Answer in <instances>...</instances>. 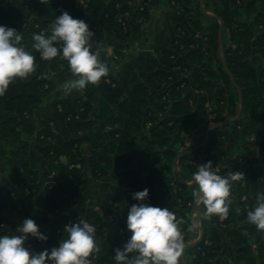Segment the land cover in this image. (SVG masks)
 Listing matches in <instances>:
<instances>
[{
    "label": "trees",
    "instance_id": "obj_1",
    "mask_svg": "<svg viewBox=\"0 0 264 264\" xmlns=\"http://www.w3.org/2000/svg\"><path fill=\"white\" fill-rule=\"evenodd\" d=\"M161 2L172 9L174 36L138 71L128 60L130 42L149 40L151 8ZM202 5L212 15L200 0H0V24L21 31L36 57L35 72L0 96V235L18 234L31 217L58 246L64 226L84 218L96 225L100 246L92 264H115L114 249L131 235L132 194L148 188V203L183 220L181 264H264V230L247 219L264 192V0ZM64 11L88 23L110 69L98 84L71 93L61 87L68 62L43 60L32 48L33 34ZM45 104L48 111L37 114ZM227 118L204 145L181 154L201 143L184 147L197 122L205 136ZM209 160L222 176H245L233 184L225 219L204 217L194 200L192 175ZM88 190L87 207L62 218ZM192 213L200 227L188 231ZM26 243L47 248L31 236Z\"/></svg>",
    "mask_w": 264,
    "mask_h": 264
},
{
    "label": "clouds",
    "instance_id": "obj_2",
    "mask_svg": "<svg viewBox=\"0 0 264 264\" xmlns=\"http://www.w3.org/2000/svg\"><path fill=\"white\" fill-rule=\"evenodd\" d=\"M92 31L88 23L64 11L57 15L49 30L34 33L32 48L41 59L61 58L68 62L73 78L62 83L65 93L83 90L89 84H98L109 73L108 63L101 58L100 48H94ZM21 31L0 24V96L5 95L16 79H26L36 70V57L22 45ZM211 160L200 163L192 175L197 185L193 191L197 206L203 204L202 215L225 219L229 215L233 184L245 179L244 173L233 171L228 176L219 174ZM137 203L127 212L126 227L131 233L122 247L114 249L115 264H181L185 249L182 219L168 207L148 203L149 189L132 194ZM247 219L258 230H264V192L257 194L254 206L248 210ZM200 227V220L193 219L188 231ZM96 225L84 218L64 226L58 246L42 251L27 246L29 236L47 241L48 236L31 218H25L15 235H0V264H92L90 256L99 253L95 237Z\"/></svg>",
    "mask_w": 264,
    "mask_h": 264
},
{
    "label": "crops",
    "instance_id": "obj_3",
    "mask_svg": "<svg viewBox=\"0 0 264 264\" xmlns=\"http://www.w3.org/2000/svg\"><path fill=\"white\" fill-rule=\"evenodd\" d=\"M170 8L168 7H163V9L158 10V12L152 14L153 15V23L151 27V37L146 43H140L135 45V50L130 51L128 55V60L135 66L136 70L138 71H143L145 68V57L151 53H153L155 50H163L166 49L168 42L173 38L174 36V25L170 21ZM132 43L130 42V45L132 46ZM108 53H111V50L109 49ZM68 74H72L71 71L69 70L65 74V81L68 80L66 79ZM73 78V77H72ZM71 79V78H69ZM44 108V113L48 111V106L45 104ZM43 113V114H44ZM37 114H40L37 112ZM42 115V114H40ZM203 120L197 122L196 125L191 127L189 131H194L192 136H196L200 129L199 127L202 125L201 123ZM190 134L189 132L187 133ZM94 184V183H93ZM96 186V184H95ZM95 188V187H94Z\"/></svg>",
    "mask_w": 264,
    "mask_h": 264
},
{
    "label": "rangeland",
    "instance_id": "obj_4",
    "mask_svg": "<svg viewBox=\"0 0 264 264\" xmlns=\"http://www.w3.org/2000/svg\"><path fill=\"white\" fill-rule=\"evenodd\" d=\"M162 1H164V0H162ZM163 7H167V6H165V5H163V3L161 2V4L160 5H157V6H153L152 8H151V23H153V15L152 14H154V13H156V12H158V10H160V9H163ZM202 8H203V5H202ZM203 10H204V12L205 13H208L209 15H212L209 11H207L208 9H206V8H203ZM170 11L172 12V9H170ZM148 27V26H147ZM150 30V32H151V28H148V31ZM152 34V33H151ZM228 38H229V34H226V41L228 42L229 40H228ZM135 45H137L136 43L135 44H132V46H131V49H130V51L132 50V51H134L135 50ZM33 74V73H32ZM31 75V74H30ZM73 76H72V74H68V76H67V78L66 79H69V78H72ZM56 93L57 94H59V91H56ZM45 106L46 105H41L39 108H38V112L40 113V114H42L43 115V113H44V108H45ZM199 129H201V126L199 127ZM190 133V134H188V136L187 137H189L191 140V144L193 145V144H196V143H198V142H202L203 140H204V137L205 136H202V134H200V132L196 135V136H192L191 137V134H193L194 133V131H187V133ZM228 146H229V143H228ZM84 149V154L85 155H88V153H89V151H88V148H83ZM1 179H2V176L0 175V184H1ZM95 187V183L93 184L92 183V188H94ZM90 191L91 190H88V191H85V192H83L82 193V196H81V199L76 203V204H74V205H67V207L64 209V211H63V213L61 214V216H62V218L65 216V215H68L69 213H75L76 211H78L80 208H84V207H87V205H88V199H89V196H90ZM192 217L194 218V219H197V213H192ZM49 238H48V240L47 241H44V243H43V246L42 247H47L48 249H51V247H53L54 245H53V243L51 242V238H52V235L48 232V234H46ZM193 242V241H192Z\"/></svg>",
    "mask_w": 264,
    "mask_h": 264
},
{
    "label": "water",
    "instance_id": "obj_5",
    "mask_svg": "<svg viewBox=\"0 0 264 264\" xmlns=\"http://www.w3.org/2000/svg\"><path fill=\"white\" fill-rule=\"evenodd\" d=\"M200 2H201V8H202V0H200ZM202 10H203V8H202ZM203 11H204V10H203ZM221 31H222V22L220 21L219 37H221ZM229 76H230V78L232 79V76H231L230 74H229ZM229 119H231V118H227L226 120H224V121H222V122H219V123H216V124L209 125V127H208L207 130H206L204 140H203L201 143H199V144H197V145H194L192 148L186 150L185 152H183V153H181V154H184V153H186V152H191V151H193V150H195V149L201 147L202 145H204V144L207 142L208 138H209L210 129L213 128V127H216V126H220V125L225 124ZM201 233H202V231L200 230V234H199L198 239L200 238Z\"/></svg>",
    "mask_w": 264,
    "mask_h": 264
},
{
    "label": "built area",
    "instance_id": "obj_6",
    "mask_svg": "<svg viewBox=\"0 0 264 264\" xmlns=\"http://www.w3.org/2000/svg\"><path fill=\"white\" fill-rule=\"evenodd\" d=\"M191 139L189 137H186V140L184 142V147H191Z\"/></svg>",
    "mask_w": 264,
    "mask_h": 264
}]
</instances>
